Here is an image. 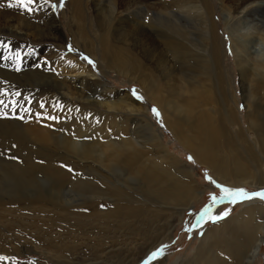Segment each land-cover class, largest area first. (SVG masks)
Returning a JSON list of instances; mask_svg holds the SVG:
<instances>
[{"label": "rangeland", "instance_id": "1", "mask_svg": "<svg viewBox=\"0 0 264 264\" xmlns=\"http://www.w3.org/2000/svg\"><path fill=\"white\" fill-rule=\"evenodd\" d=\"M95 1L80 0V13L74 14L75 11L70 7V0H48L47 3L45 0H35V3L31 5L32 11H26L23 7L16 5V0H0V158L9 160L20 167H26L27 163L32 162H35L33 165H49L65 172L68 179L81 174L79 178L83 183L81 190L79 189L81 196L64 197L66 203L69 201L70 204L64 209L68 214H65V217H70L73 212L85 215V218H82L83 225L70 218L66 221L64 217L62 219L65 221H58L57 224L51 222L43 227L35 226V224L29 227L28 223L17 224L10 219L7 221L6 218H1L0 257L4 259L0 260V264H241V259L253 243L256 227L264 221V199L258 196L250 199H236V197V202L233 203V197H225L218 185L228 189H244L248 194L264 191V186L257 183L250 185L249 182L235 186L228 181L224 182L223 179H217V175H214L206 165L199 163L175 138L171 119L166 118L168 115L166 107L161 110L158 105L149 100L146 88L140 82L138 84V81L130 80L129 77L115 72L116 70L108 65L113 54L121 60L122 51H124L122 48L125 47L123 45L128 44L124 41L127 35L121 30L118 32L123 36L119 43L116 39L113 40L112 35H115L121 27L125 29L128 25L122 24L117 27L116 22L109 18L111 15L108 6L111 3L117 6L119 17H126L133 12L132 16L140 18L148 25L152 12L148 10L147 2L176 5L186 3L187 0H99L101 15L95 12ZM206 2L213 8L218 35L226 53L224 68L228 71L230 86L232 85L230 100L234 101L227 109L232 108L235 111L238 124L237 127H232L231 131L243 129L248 141L258 151L257 144L253 142L255 134L253 135L252 130H248L241 78L231 51L230 35L233 34L226 26L230 15L221 8L220 0H206ZM9 3L16 6L8 7ZM53 4L56 5L55 8L52 7ZM256 6H248L245 11L255 9ZM196 8L198 13H202L200 3ZM195 11L194 9L192 13ZM249 13H243L246 17L240 20L236 35L240 39L241 34H250V37L240 39L245 45L247 52L245 55L262 57L264 60V16L256 12ZM18 24H21L22 30L14 32L15 35L16 32L20 35H8L6 28L4 29L5 25L13 26L15 29ZM109 25L111 31L107 28ZM55 27L61 28L58 33H55ZM80 28L88 36L90 44L92 41L89 45L91 49L83 47V41L77 33ZM106 31L112 33L108 34L109 38L105 34ZM125 31L128 29L126 28ZM100 38L105 42L103 47L99 45ZM106 48L112 52L107 51ZM142 50H144L143 46ZM126 51L127 48L125 54ZM105 53L108 55L106 56ZM180 69L181 66H177V70L180 71ZM21 73H27L24 79L33 81V86L22 84ZM45 73L53 76L57 81H63L68 90L70 89L69 92L57 90L49 84L43 85L46 82L42 80L46 76ZM12 77H15L14 80ZM143 80L146 83L149 82L148 79ZM179 82L186 87L191 84V82L185 84L180 78ZM86 83L88 86L86 85L85 88ZM125 94L137 103L140 107L139 112H129L125 108L114 112L94 105V101L100 100L98 96L108 103L109 100L119 101ZM188 99L191 100V98ZM171 101L174 100L171 99ZM153 109L158 115L153 113ZM34 125L59 135L79 134L83 131V134L93 138L99 133L103 143L111 142L115 138L130 139L131 136L126 130L130 129V132L133 130L134 136L142 137V141L146 142L143 159L160 163L162 169L183 178L191 185L193 191L201 195L195 196L192 200H186L184 204L189 205L187 209L160 206L149 202L146 206L151 207L147 209L155 210L152 206H156L161 211V215L158 217L149 215L145 219L148 221L147 225H142L145 221L142 219L128 220L129 224L126 221L128 225L104 232L100 222L95 221L91 215L94 211L101 214L112 209L113 201L123 203L133 194H140L138 185L131 183L128 188L115 182L116 185L118 184L116 187H120L117 188L119 191L114 188L111 196L97 195L96 198L88 199V196L93 193L92 190H98L96 193L107 188L112 191L111 186L103 182L101 176L99 178V175L103 173L96 166L89 171L80 170L76 164L70 162L71 160L60 155L62 150H57L56 147L53 153L44 155L36 154L34 146L24 147L27 144H23L15 135L20 137L21 131L25 132ZM119 125L123 129L122 134L119 130L111 129V127L118 129ZM106 126L108 128L103 130ZM104 173L110 179H114L113 173L107 171ZM226 179L233 180L232 178L224 180ZM262 181L264 182V178ZM43 186V196L34 203L51 204L53 200L50 197L54 194L47 185ZM75 189L77 187L74 188L77 192ZM13 194L10 190H1L0 205L3 204L6 208V205L12 204V199L24 201L30 197L29 192H24L19 197H17L18 194ZM11 195L16 198H12ZM212 197L217 198L214 204ZM221 197L224 198L221 199ZM21 206L22 204H12L16 212L21 211L19 209ZM165 216L167 219L164 218ZM67 223H71V226ZM252 226L255 228L250 233L249 229ZM154 252L157 253L155 257L152 256ZM252 264H264V240Z\"/></svg>", "mask_w": 264, "mask_h": 264}, {"label": "bare ground", "instance_id": "2", "mask_svg": "<svg viewBox=\"0 0 264 264\" xmlns=\"http://www.w3.org/2000/svg\"><path fill=\"white\" fill-rule=\"evenodd\" d=\"M220 1L221 8L230 15V20L226 23V26L229 28V32L233 34L230 35L231 51L241 78V91L247 110L248 130H252L253 135L255 134L253 142L257 144L258 151L248 141L243 129L238 128L234 132L231 131V128L238 124L235 111L232 108L227 109L228 106L231 107L230 103L234 101L233 99L230 100L232 98V85L230 86L228 71L224 68L226 53L223 48V42L218 35L213 8L206 0H187L186 3L176 5L147 2L146 6L152 12V18L148 25L140 18L132 16L133 12L126 17H119L117 15V6L111 3L110 7L108 6L109 14L111 15L109 18L116 22L117 27L122 24L128 25L126 27L128 31H125L126 28L123 29L124 27H121L115 35H112L114 37L113 40L116 39V42L119 43L121 36H123L122 33H126L127 37L125 36L124 41L128 42V44H122L125 46L122 48L124 51L118 48L119 45L117 46L123 53L122 55L120 54L122 58L118 56L121 58L120 60L117 55L114 57L115 55L113 54L108 65H111L116 70L115 72L129 77L130 80L138 81V84L140 82L146 88L149 100L158 105L161 110L166 107L168 113L166 118L169 119L170 117L171 119V127L175 138L179 140L184 148L191 152L199 163L206 165L214 175H217V179H223L224 182L228 181L229 184L235 186L244 185L247 182L250 185L257 183L264 186L262 181V178H264V60H262V57H247L245 55L247 53L244 48L245 45L240 39H246L248 36L250 37V34H241L243 33L241 32V35L239 34L240 39L236 35L240 20L246 17L243 13L256 12L264 16V0ZM198 3H200L202 13L197 12ZM253 5L257 8L245 11L248 6ZM80 6V0H70V7L75 11L74 14L79 12ZM99 6L100 1L96 0L94 2L95 12L101 15ZM194 9L196 11L192 13ZM2 19H4L3 16ZM50 19L52 18L50 17ZM105 23L107 22L105 21ZM8 26L5 25L4 27L8 35H20L17 32L15 35L14 31H21V24H18L15 29L13 26ZM103 26L105 27L104 22ZM109 27L110 25L107 28ZM60 29V27H55V33H58ZM110 29L108 30L111 31ZM119 30L122 33L119 34ZM77 33L78 37L83 41V47L90 48L89 45L92 44V41L90 44L86 33L81 28ZM105 34L108 35L110 33L106 31ZM99 43L102 47L105 46L102 38H100ZM109 46L107 47L108 49ZM142 46L144 50H142ZM107 48L106 50L109 51ZM117 48L115 49L117 50ZM105 55L107 56L108 54L105 53ZM177 66H181L180 71L177 70ZM25 74L27 73H21L20 75L23 76L22 84L32 85L34 83L32 80L30 82V80L24 79ZM45 75L42 80L46 82L43 85L49 84L57 90L69 92L70 89L68 90L63 81H57L56 78L49 76L47 73ZM14 78L12 77L13 80ZM142 78L148 79L149 82L146 83ZM179 78L183 79L185 84H190L189 82H191L189 87L183 86L179 82ZM86 85L88 86V83L84 85L85 88ZM185 96L186 98H184ZM98 97L100 100L94 101V105L96 107H104L108 111L119 112L123 108L129 110V112H139L140 110L137 103L127 94L120 97L117 102L109 100L108 103L104 102L102 97ZM95 98L97 99V97ZM188 98H191V100L189 101ZM171 99L174 101H171ZM148 127L150 128V126ZM106 128L108 126L103 130ZM14 129L16 128L14 127ZM111 129L112 131L119 130L120 134L123 131L121 125L118 126V129L114 127H111ZM129 130L127 129L126 132H129L130 139L115 138L107 143H103V139L99 138V133L93 138L83 134V131L79 134L59 135L35 125L29 127L25 132L21 131L19 133L20 137L17 135L15 137L23 144H27L24 146L26 148L36 147L35 153L38 155L53 153L55 151L54 147H56L57 150H62L60 155H63L67 160H71L70 162L76 164L80 170L89 171L93 166L98 167L99 171L103 173L99 175V178L101 176V180L109 184L112 191L107 188L99 190V193H96L98 190H94V193L92 190V195L88 196L86 194L88 199L97 197V195H110L114 192V188L116 190L120 188L116 187L118 184L116 185L115 182L128 188L131 183L138 185L137 189L141 190L140 194L134 195L132 193V197H129L123 203L120 201L111 202L113 204L111 205L112 209L107 210L105 213L100 214L96 213V211L93 214L90 213L92 218L95 221H99L103 226V231L108 232L128 225V220L142 219L143 221L149 215L160 216L161 211H159L158 207L152 206L155 210L147 209L151 207L149 205L146 206L149 202L160 206L187 209L189 205H185V201L188 199L192 200L200 194L193 191L191 185L186 183L183 178L162 169L160 163L143 159L146 142L142 141V137L134 136L135 131L131 130L130 132ZM27 134L30 135V138ZM33 164L35 162L27 163L26 167H20L9 160L0 158V191L10 190L14 193L13 195L18 194L17 197L19 195L22 196L21 194L24 192H29L28 196H30L24 201H14L12 199V204H22L19 212L14 211L12 204L6 205V208L5 205H0V219L6 218L7 221L10 219V221L17 224L19 222L28 223L29 227L33 226V224L43 227L51 224V222L55 224L58 221H65L70 218L72 221L83 225L82 218L85 215L73 212L71 213L72 216L65 217L67 212L64 209L70 206L69 201L66 203L64 197L69 198L70 195L72 197L81 196L79 191L83 186L82 180L79 179L81 174L74 175L68 179L67 174L60 169L49 165ZM105 171L115 175L113 176L114 182L107 177L104 173ZM225 178H232L233 180H224ZM43 185H47L54 194L50 197L53 200L51 204L41 205L34 203V201L43 196ZM76 187L77 189L75 190L79 194L74 191ZM31 193L34 195H30ZM13 195H11L12 198H16ZM69 200L71 201L72 198ZM60 202L62 205H60ZM64 217L65 220L62 219ZM126 221H128V224H126ZM147 223L148 221L145 220L142 225L145 226ZM68 225L71 226V223ZM254 228L252 226L249 229L250 233L254 231ZM263 240L264 221L256 227L253 243L247 254L241 259V264L253 263Z\"/></svg>", "mask_w": 264, "mask_h": 264}, {"label": "snow or ice", "instance_id": "3", "mask_svg": "<svg viewBox=\"0 0 264 264\" xmlns=\"http://www.w3.org/2000/svg\"><path fill=\"white\" fill-rule=\"evenodd\" d=\"M48 0H45V3H47ZM35 3V0H16V5H19L21 7H23L26 11H32V7L31 5H33ZM14 5L13 3H9L8 4V7H13V6H16ZM53 8L56 7L55 4L52 5ZM91 63V61H89ZM133 95H135V92L133 90ZM139 99V97H137ZM153 113L154 114H157L156 113V110L153 109ZM189 159L191 160V157H189ZM218 187L221 188V191L225 194V197H233V200L232 202L235 203L236 200L235 198L236 197H243L244 199H250L252 198L253 196H258L259 198L261 199H264V191H261V192H258V193H252V194H248L245 192L244 189H228V188H224L223 186H219ZM224 197H221V199H223ZM216 197H212V203L214 204L216 202ZM226 215V213H225ZM217 218H220V217H217ZM159 251V250H158ZM157 255L156 252L152 253V256L155 257ZM4 257H0V260H3Z\"/></svg>", "mask_w": 264, "mask_h": 264}]
</instances>
